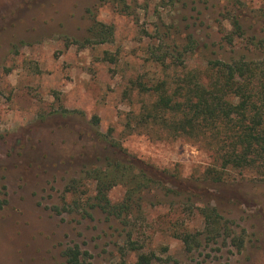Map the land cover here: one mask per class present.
Returning a JSON list of instances; mask_svg holds the SVG:
<instances>
[{
	"label": "rangeland",
	"instance_id": "obj_1",
	"mask_svg": "<svg viewBox=\"0 0 264 264\" xmlns=\"http://www.w3.org/2000/svg\"><path fill=\"white\" fill-rule=\"evenodd\" d=\"M123 1L124 8L121 0H0V200H6L0 207V264H64L62 251L72 245L91 255L89 264H133L135 253L121 254L127 233L143 251L153 250L152 264H264V180L249 174L227 175L210 204L233 230L245 229L239 253L221 242L185 253L171 232L201 231L196 210L201 204L186 210L181 199L156 188L144 192L127 231L118 220L89 208L95 181L81 176L108 159L130 157L200 180L212 163L200 144L126 128L127 115L149 99L130 91L129 81L164 75L148 54L157 47L155 24L177 23L195 11L178 14L166 0ZM237 5L246 11L247 33L264 38V0ZM93 19L114 28L111 42L73 44L84 39ZM198 24L199 37L213 43L211 58H227L240 46L239 39L227 44L231 27L217 13ZM104 53L115 62L103 59ZM187 62L192 66L199 59ZM124 195L117 185L108 199L118 204Z\"/></svg>",
	"mask_w": 264,
	"mask_h": 264
},
{
	"label": "trees",
	"instance_id": "obj_2",
	"mask_svg": "<svg viewBox=\"0 0 264 264\" xmlns=\"http://www.w3.org/2000/svg\"><path fill=\"white\" fill-rule=\"evenodd\" d=\"M121 1L120 6L126 7V2ZM149 1L143 0L145 4ZM213 1L166 0V6L174 8L178 14L195 11V16L183 17L182 21L176 20L177 23L159 21L155 24L152 35L157 47L149 48L148 54L151 64L161 66L164 75L153 80L137 76L129 81L130 91L149 99L142 101L137 113L130 112L125 123L130 131L163 132L173 138L200 144L212 159L211 165L203 172V179L169 174L130 157L123 161L108 159L102 168L85 170L81 176L95 181V196L89 208L100 210L107 219L118 220L126 231L131 227V217L139 213L146 190L156 188L170 193L181 199L186 210H191L196 201L200 203L201 207L196 210L202 221V230L174 228L171 232L187 254L198 250L204 243L219 242L241 252L246 243L245 229L233 230L220 210L210 205L216 202L217 192L214 191L231 173L249 174L264 180V38L247 33L244 23L248 17L246 11L237 5L239 0ZM190 5L195 8L189 9ZM212 12L222 16L231 27L226 34L227 44L231 46L233 39L240 40V46L232 47L227 58H211L215 54L212 52L213 43L199 37L198 23ZM250 24L252 26L254 22ZM141 31L149 34L145 29ZM113 33L111 25L93 19L84 39L74 40L73 44L80 48L107 44ZM192 56H196L199 62L191 66L187 60ZM103 59L115 62L108 53H104ZM93 121L97 124L98 118ZM110 143L119 147L116 142ZM117 185L125 189V195L118 204H111L108 192ZM4 203L5 199L0 200V207ZM124 242L125 249L121 254L135 253L133 264H152L156 259L153 250L143 251V246L132 240L130 233ZM161 249L163 253L168 252L167 248ZM62 257L64 264H89L91 259V255L78 245L64 248Z\"/></svg>",
	"mask_w": 264,
	"mask_h": 264
}]
</instances>
